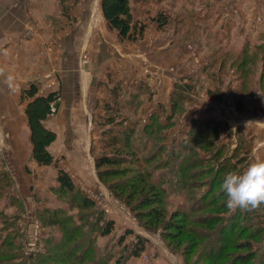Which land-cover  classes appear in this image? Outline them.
I'll return each instance as SVG.
<instances>
[{"label": "rangeland", "instance_id": "rangeland-1", "mask_svg": "<svg viewBox=\"0 0 264 264\" xmlns=\"http://www.w3.org/2000/svg\"><path fill=\"white\" fill-rule=\"evenodd\" d=\"M70 1L73 2V0ZM98 1L85 0V3H89L91 6L96 4L98 7ZM142 1H144L142 4H137L134 1L131 3L133 10L139 11L134 18L144 23L141 36L137 37L135 41L118 39L115 33L105 26L102 17L100 18L106 31L112 33L113 37L115 35L116 42L125 41L123 44L132 48L133 54H137L134 55V58L138 63H134V65H137L138 72L141 73L140 77L132 75V80H129V77L128 79L125 77L115 78L114 74L108 71L114 57V50L111 49L112 43L107 37L109 43L108 46H105L107 57L103 50H100L98 54L99 67L97 68L99 73H94L91 78L83 76L88 64L87 53L90 54L91 60L96 58V54L89 46H86L85 52L82 47L79 49L80 56L76 57L72 65L75 74L70 77H65L60 72L63 64L58 62L56 66L48 67L47 74L40 78L35 76L27 77L26 80L13 78L15 82L12 79L2 80L5 90L0 98L8 100L9 103L6 106L1 104L3 107V110H0L1 116L7 119L13 118L12 122L16 124L13 125L11 132L15 135L13 137L15 142L18 143L16 144L8 136L7 129L10 127L3 123L0 124V252L4 255V258L0 256V262L3 264H84L88 261V257L92 259L94 253L95 256L104 259V264L206 263L202 259L201 248H198L192 242V238L185 234L186 230L183 234H178L176 230L170 228L167 232L171 238L168 237L167 240L163 237L166 234L163 229H166L167 223L180 222L179 218H176L177 216L175 218L172 216L174 215L172 213L175 211L177 214L184 215L183 212L186 213L185 209L189 201L186 204L182 194L167 193L164 197L166 203L163 204L164 206H156L155 211H148L150 206H143L139 208L140 210H129L120 199L130 190L128 188L130 181L133 184L134 181L137 183L135 176L140 169H145L163 158L161 154L155 158V155L152 156L148 152L154 151L152 142L149 146L146 143V150L137 154L139 159L144 156L146 163L139 161L140 163L137 165H130L126 161H122L116 165L121 169L120 173L106 176L103 181L96 179L92 167V156L101 149L97 139L101 129L97 115L103 113L102 99L109 100L107 87L113 82L117 83V98L122 103L123 111V105L128 101L131 105L139 101L138 107L147 102V104L152 103L151 109L156 103L163 104L160 101L162 100L161 94H155L156 97L153 99L157 84L162 82L163 85L160 88L157 86L158 91H163L170 86L165 104H163L166 107L172 84L174 82L176 84L190 83L194 79L195 91L193 89L190 101L181 104L186 105L182 116L178 117L179 120L177 118L178 121L163 132L165 137L160 141L163 151L167 153L170 139L176 140L181 133L189 131L186 122L190 118L205 117L220 119L224 122L213 143L222 142L223 150L229 152L237 142L238 132L252 133L249 129L264 122V77H258L262 56L257 57L259 52L252 47H247L243 52L239 50L244 39L254 40V43L257 41V36H254L256 32L262 34V38L264 37V0ZM63 7L62 10L60 9L59 15L53 19L55 23L53 26L57 24L60 28L79 21V14L73 15L65 11V7ZM159 8L166 10L164 12L168 15L166 24L161 28H157L154 20H150V17ZM241 56L243 60L250 58L247 65L254 75L250 78L247 95L254 101L245 95L242 97L244 98L243 103H240L243 108L238 109L236 108L237 103L234 105V101L227 96L226 92L227 88L235 84V78L238 75L237 69L242 68V65H239ZM219 59H221V79L218 85L210 75V69L216 68ZM94 75H99L101 80L99 78L94 80L92 78ZM28 81L37 83V93L47 89H56L59 92L55 110L52 113H47L42 120L43 125L54 133L47 149L56 161L55 165H37L29 156L28 128L23 113L25 100L20 98V89ZM216 86L222 92V97L219 100L212 98L217 96L216 94H211L210 98L205 93L206 89H214L213 87ZM138 107L133 108L132 111H126L129 114L125 113L128 118L125 122L126 125L129 120L135 119ZM244 108L255 109V112L243 111ZM144 109H146V104ZM144 109L141 111L142 113H144ZM137 118V127H139L146 117L142 118L139 115ZM230 118H235V120L243 118L246 121L239 122L238 119L231 121ZM125 124L122 123V125ZM252 135L249 154L253 156V159L250 165L261 162L264 157V154L262 155L264 149L259 155L254 150V134L252 133ZM7 137L11 140L6 141ZM174 139L172 140L175 141ZM9 142L15 144L16 148H11ZM15 153L20 157V161L14 157ZM197 153L198 155L205 154L202 148H199ZM213 160L211 159V161ZM54 166L62 167L80 191L94 202L97 209L102 211L104 217L112 220L113 228L108 234L99 235L95 227L94 229L88 228L91 226L89 224H85L83 227L80 225L86 217L87 210L79 209L76 204L78 198L71 199V195L57 191L56 182L53 179ZM107 185L110 187L107 188ZM115 187L120 188V191L116 192L117 196L113 194L114 190H112ZM141 196L148 197L143 194ZM51 209L58 210L60 217L70 216L72 223L70 227H78L75 228L74 244L76 246L72 255H65L62 249L51 250L50 245L56 246L61 242L64 243L65 235L64 227L45 222V211ZM194 210L186 213L188 215L185 223L188 226L191 223L187 221V217L200 213ZM159 211L161 216L156 217L160 214ZM148 212L153 215H146ZM31 221L35 223V228H32ZM31 229L35 232L32 236L34 244L33 250L28 251L25 248V243L29 241L27 234L33 233ZM77 229H80V233L77 232ZM126 229H130V232L123 234ZM121 235L123 236L120 240L118 238ZM134 235L143 240V249L137 257L132 258L128 252ZM206 236L208 237L209 234ZM207 239L208 242L210 240L213 242L211 237ZM190 241L192 244H189ZM63 245L64 248H68L71 241L65 242ZM186 245L189 246V251L183 252L185 254L183 255L185 259H183V256L178 252L184 250ZM78 249L82 258L75 261Z\"/></svg>", "mask_w": 264, "mask_h": 264}, {"label": "trees", "instance_id": "trees-1", "mask_svg": "<svg viewBox=\"0 0 264 264\" xmlns=\"http://www.w3.org/2000/svg\"><path fill=\"white\" fill-rule=\"evenodd\" d=\"M133 1L137 4L144 3L142 0L98 1V10L102 19L120 40L133 41L140 37L143 31L144 23L134 18L139 11L133 10L134 8L131 6ZM164 11L166 10L159 8L150 17V20H154L157 28L163 27L167 22L168 15ZM254 36H257L255 43L254 40L244 39L239 50L243 52L247 47H252L259 52L257 57L262 56V63L258 77L263 78L264 37L262 38V34L257 32ZM249 60L250 58L243 60L241 56L239 65H242V68L239 70L236 68L237 65L235 66L238 72L235 84L227 88L226 92L227 96L234 101V105L237 103L236 108L238 109L243 108L240 103H243L244 98L242 97L249 92L247 87L250 78L254 75V72L247 65ZM220 61L221 59L218 60L214 70L210 69V75L213 76V80L218 85L221 79ZM193 84L195 86L194 79L190 83L176 84L174 82L168 95L167 106L156 103L153 109L149 111L145 121L137 127V116L134 117L135 119L129 120L126 125L125 122L128 118L125 113L127 110L129 112L138 107L137 103L139 101L135 102L136 106L135 104L131 105L128 101L123 105L124 109L122 111V103L117 98V83H111L107 87L109 100L102 99L103 113L97 115L98 123L101 126L97 139L100 142L101 149L92 156L95 177L97 180L103 181L106 176L120 173L121 169L117 168L116 165L122 161H126L130 165H137L140 163L139 161L146 163V158L142 156L139 159L137 154L146 150V143L149 146L152 142L154 151L148 152L152 156L155 155V158L160 154L163 158L145 169H140L135 176L137 183L134 181L133 184L130 181L128 185L130 190L125 193L123 198H120L128 209L140 210L139 208L143 206H150L148 211H155L156 206H164L163 204L166 203L164 197L167 193L178 192L184 196L186 204L189 201V204L186 205V213H190L194 209V211L200 213H198L199 215L187 217V221L191 223L188 226L185 223L188 214L183 211L184 215L175 213L177 211L173 212L174 215L172 216L174 218L177 216L176 218H179L180 222L167 223L166 229H163L166 232L165 235L163 234L164 238H171V235L167 232L170 228L176 230L178 234H183L186 230L185 234H188L192 238V242L198 248H201L202 259L206 262L203 264H264V205L251 212L241 211L239 208L233 212L226 207V198L220 188L226 173L230 171L242 173L250 166L253 159V156L249 154L253 138L252 133L242 132V134L238 132L237 142L230 148L229 152H226L223 150L224 146L222 145L224 144L222 142L213 143L216 134L224 125L222 120L205 117L190 118L186 122L189 131L181 133L176 140L172 138L175 141L170 139L167 153L163 151V145L160 142L165 137L163 132L166 128L174 125L182 116L186 105L181 104L190 101L193 89L195 91ZM213 88L206 89L205 93L209 96L214 93L217 96H210V98L221 99L222 92L219 87ZM58 96L59 92L56 89L47 91L44 94L37 93V83L34 81H28L20 89V98L25 100L23 113L28 128L29 156L37 165H55L56 163L47 149L54 133L43 125L42 120L49 113L50 107L53 108V111L55 110ZM249 99L254 101L250 96ZM246 110L251 113L255 112V109H243V111ZM177 118L178 120H176ZM122 123L125 125H122ZM199 148L203 149L204 155L203 153L198 155L197 150ZM211 159L214 160L211 161ZM262 161H264V158ZM54 168L53 179L56 182L55 188L57 191L71 195V199L78 198L76 204L79 209L87 210L86 217L80 225L83 227V225L89 224L91 225H87L89 229L95 227L99 235L108 234L113 228L112 220L104 217L102 211L97 209L94 202L80 191L62 167L54 166ZM109 187L110 185H107V188ZM112 190H114V193H112L117 196L116 192L120 191V188L115 187ZM142 194L148 197L141 196ZM146 215L153 214L148 212ZM159 216H161V212L156 217ZM80 218L83 219V217ZM145 218L147 220V217ZM45 222L64 227V243L71 241L68 248H64V243L61 242L56 246L54 244L50 245L51 250L62 249L65 255H72L76 246L74 244L76 238L75 228L78 227H70V224H72L71 217L68 215L60 217L58 210L51 209L45 211ZM77 232L80 233V229H77ZM127 232H130V229H126L123 234ZM208 234L213 242L212 240L207 241L208 237L206 235ZM122 236L118 239L121 240ZM192 242L190 241L189 244H192ZM203 247L205 248L203 249ZM142 249L143 240L134 235L128 255L132 258L137 257ZM186 251H189L188 245L185 246L184 250H179L178 254L180 253L183 256ZM0 256L4 258L1 252ZM75 256V261L82 258L79 249ZM183 259H185L184 256ZM184 261L187 262V260ZM0 263L3 264V262ZM84 264H104V259L95 256L94 253L92 259L88 257V261Z\"/></svg>", "mask_w": 264, "mask_h": 264}, {"label": "crops", "instance_id": "crops-1", "mask_svg": "<svg viewBox=\"0 0 264 264\" xmlns=\"http://www.w3.org/2000/svg\"><path fill=\"white\" fill-rule=\"evenodd\" d=\"M62 6L65 7H63L64 10L66 9L65 11L73 15L79 14V21L60 28L57 24L53 26L55 24L53 19L59 15ZM100 18L101 15L96 4L91 6L89 3H85V0H73V2L70 0L62 2L60 0H0V69H3V75H0V91H2L0 95L4 94L5 90V87L2 86L3 79L8 80V77H11L15 82L13 78H22L23 80L34 76L40 78L47 74L48 67L56 66L58 62L63 64L60 72L65 77L72 76L75 74L72 65L76 57L80 56L79 49L82 47L85 52L86 46H89L96 54V58L91 60L90 54L87 53L88 64L83 76L91 78L94 73H99L97 68L99 67L98 54L100 50H103L107 57L105 52V46L109 45L107 37L110 38L111 49L114 50V57L108 71H111L115 78L125 77L128 79L129 77V80H132V75L140 77L141 73L138 72L137 65H134V63H138L134 58V55L137 54H133V49L123 44L125 41L116 42L115 35L113 37L112 33L106 31L104 24H101L102 18ZM92 78L101 80L99 75H94ZM162 85L163 82L157 84L158 88ZM157 86L153 93V99L156 97L155 94H161L162 100L160 101L165 104L170 86L163 91H158ZM8 103V100L0 98V110H3L2 105L6 106ZM147 103H145L146 109H144L145 104L137 108L136 116L140 115L145 118L148 115L152 103ZM143 109L144 113L141 112ZM20 118L22 119L21 116ZM12 119L2 117L0 111V124L3 123L10 127L7 129L9 131L7 133L15 142L13 138L15 135L11 130L16 123H13ZM230 119L231 121H237V119L240 120L239 122L246 121L243 118ZM249 130L254 134V150L259 155L264 149V122ZM7 139L6 141L11 140L8 137ZM9 144L11 148H16L15 144L11 142ZM14 157L17 161L21 160L16 153Z\"/></svg>", "mask_w": 264, "mask_h": 264}, {"label": "clouds", "instance_id": "clouds-1", "mask_svg": "<svg viewBox=\"0 0 264 264\" xmlns=\"http://www.w3.org/2000/svg\"><path fill=\"white\" fill-rule=\"evenodd\" d=\"M220 188L229 210L234 212L239 208L251 212L259 209L264 205V161L252 163L242 173H226Z\"/></svg>", "mask_w": 264, "mask_h": 264}, {"label": "built area", "instance_id": "built-area-1", "mask_svg": "<svg viewBox=\"0 0 264 264\" xmlns=\"http://www.w3.org/2000/svg\"><path fill=\"white\" fill-rule=\"evenodd\" d=\"M53 112V108L52 107H50V109H49V113H52ZM30 224H32V228H35L36 226H35V223H33V221H31L30 222ZM32 230V229H31ZM33 231V230H32ZM35 234V232L33 231V233H28L27 235H28V238H29V241L27 242V243H25V248H26V250H30V251H32L33 249V239H32V236ZM22 249V248H21ZM32 249V250H31Z\"/></svg>", "mask_w": 264, "mask_h": 264}]
</instances>
